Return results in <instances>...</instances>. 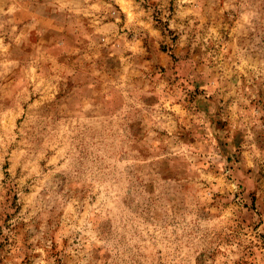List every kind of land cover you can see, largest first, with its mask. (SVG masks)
<instances>
[{"label":"rangeland","instance_id":"1","mask_svg":"<svg viewBox=\"0 0 264 264\" xmlns=\"http://www.w3.org/2000/svg\"><path fill=\"white\" fill-rule=\"evenodd\" d=\"M0 264H264V0H0Z\"/></svg>","mask_w":264,"mask_h":264}]
</instances>
